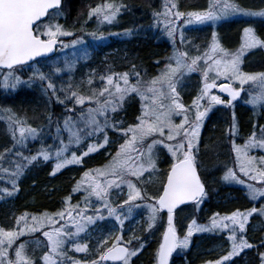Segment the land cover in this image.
<instances>
[{
	"label": "snow or ice",
	"instance_id": "6c2138e0",
	"mask_svg": "<svg viewBox=\"0 0 264 264\" xmlns=\"http://www.w3.org/2000/svg\"><path fill=\"white\" fill-rule=\"evenodd\" d=\"M121 7L123 6L104 3L93 7L87 15L89 18L94 15L102 17L100 23H111L120 13ZM60 8L61 0H0V68L8 70L0 81V87L15 89L20 84L31 85L39 80L43 85V91L46 94L50 92L57 103L73 104L71 108L65 107L62 121L60 119L53 121L51 115L48 117L49 125L53 123L56 125V136L53 139L58 141V146L45 147L42 144L41 148L30 156H24L18 149H25L30 141H36L41 136L42 129L27 124L26 120L19 118L11 109L4 110L13 144L12 148L0 153V164L6 156L15 155L17 159L9 161L13 165L11 171L0 166V171L10 177L11 184V190L0 189V194L3 197H11L18 192V181L34 162H48L55 158L56 163L50 173L53 176L68 165L81 164L83 157L97 152L108 144L107 130L111 129L119 133L124 138V142L119 145L115 155L103 167L85 171L72 191L84 193L83 201L86 206L90 205L91 198L95 197L107 211L108 216L114 217L121 225L124 219H121L119 212L127 206L128 212L131 213L133 207H140L137 201H151L143 205L149 212L148 229L154 227L159 214L166 210L167 228L162 234V242L156 251L157 264H169V258L173 252L178 248L187 249L194 233L224 232L225 230L228 233L226 239L230 248L226 255L215 261H207L206 264H225L240 256L245 250L257 247L248 241L246 232L251 217L254 215L264 217V204L259 208L252 207L244 211L236 209L223 216L220 213H214L209 218V223L204 225L198 224L193 218L187 224L183 238L178 236L174 226V212L179 206L188 203L198 210L207 196L198 171L200 165L197 152L201 127L213 105L231 106L232 101L245 91V85H253L255 87L249 92L248 102L253 107L264 108V72L247 73L241 70L245 53L258 48L264 49V39L258 37L253 28L246 27L243 29V43L240 48L230 53L220 46L216 40V33L213 32L208 49L202 55L190 58V62L186 52L174 50L164 70L151 80H143L141 73L135 71V65H133L132 73L112 72L100 76L102 86L89 88L88 94L85 95L73 91L71 85L67 89L57 88L51 75L45 74L39 68H33L32 75L27 81L16 74L18 66L22 70L29 61H34L36 57L51 52L57 43V37L73 35L72 32L64 30L59 23L52 22L55 17L61 15ZM175 9H177L176 3H166L163 13H154L158 22L163 15L165 30L173 41L177 33L176 21L182 17H186L185 24L206 22L215 24L222 16L231 14L264 17V9L246 11L232 0H209L206 11L185 13ZM42 18H47L50 22L43 23ZM91 35L95 36V33ZM100 38L103 39V36ZM180 40L181 43L184 42L182 31ZM81 42L80 39H76L72 41V45ZM63 47L68 46L63 45ZM201 61L205 65L202 70L203 86L191 105L186 106L181 102L177 85L181 83L186 73L196 71ZM60 71L59 68L55 69V72ZM210 73H214V77L210 76ZM92 75L89 74L88 85L93 83ZM130 76L134 78V83L130 81ZM220 77L239 84V88L232 87L231 83L219 85L222 91L229 94L231 99L228 101L211 94V90L217 87L215 80ZM210 79L212 82H209ZM58 93L63 95L64 99H61ZM132 95L139 97L141 112L136 117L137 123L124 127L123 121L116 120L113 114L122 110L126 99ZM205 100H207V107L201 111L203 107L201 102ZM86 104L89 106L84 107ZM77 106H80L79 111ZM193 111L194 118L190 119L188 114ZM177 116L182 117L178 124L174 122V117ZM253 129L244 143L237 145L235 143L237 127L233 113V122L227 134L231 138L239 173L255 183H246L245 180L240 179L233 168L226 169L222 180L244 185L248 199L259 201L264 199V155L253 156L250 152L252 150L264 152V125L254 124ZM62 133H67V143ZM101 135L102 142L89 143L87 150L80 155L76 152H72L70 157L65 155L70 145L80 146L85 139L98 138ZM158 145L167 149L174 162L167 170L166 179L161 182L157 194L146 196V189L138 187L137 184L151 182L152 174L158 171L154 153ZM145 174H147V180L144 179ZM257 184L262 186L257 187ZM124 186L127 187V199H124L118 207H112L109 201L111 191L122 192ZM67 199L70 200V197ZM103 220L105 216L101 208L94 209L93 215H87V208L82 209L79 205L66 208L54 215L23 213L15 218L13 227L7 229L0 227V264H105L106 261L130 264L131 258L137 256L143 248V244L137 248L131 247L133 241H139V238L135 236L126 242L122 235L100 239L93 252L95 259L77 260L68 255L69 251L88 253L89 245L78 243L77 240L81 233L87 232L90 225ZM69 222L71 227L66 226ZM53 225L57 226L53 227ZM46 226L49 230H44ZM72 228L75 230L73 231ZM37 233H41L46 239L35 237ZM22 237L31 239L21 240ZM30 246H32L31 254H29ZM259 247H264V239L261 240ZM37 251L42 254L36 256ZM258 258L259 264H264V252H258Z\"/></svg>",
	"mask_w": 264,
	"mask_h": 264
},
{
	"label": "trees",
	"instance_id": "16d2710c",
	"mask_svg": "<svg viewBox=\"0 0 264 264\" xmlns=\"http://www.w3.org/2000/svg\"><path fill=\"white\" fill-rule=\"evenodd\" d=\"M232 2L246 11L264 9V0H232ZM104 3H113L123 7H121L116 19L111 23L98 25L102 19L97 16H92L85 22L86 27L84 29L91 33L96 32L97 36H103L102 43L98 47L91 48L95 49V51L92 60L86 64L88 68L91 67V70L94 68L93 70L99 72V75L102 72L105 74L125 71L132 73V66L135 65V71L141 73L143 80H151L164 70L174 50L186 52L189 60L202 55L212 42L213 32L216 33V40L220 46L231 53L236 52L243 43V29L246 27L253 28L257 36L264 39V31L255 19L261 20L264 17L228 16L215 24L190 28L187 31V37L191 42L186 46L179 40L176 43L170 39L167 32L158 26V20L154 17V13H162L166 3H176L178 11L187 13L206 11L209 0H64L63 10L66 15H74L77 12L83 14L76 15V17L80 16L77 20L82 19L71 30L75 32L84 31L81 28L83 25H79V23L83 22L84 15H87L85 5L93 8ZM69 25L70 23L66 22L65 26ZM126 32L128 34H125ZM71 37L74 38L76 35ZM55 56L40 59L30 65L23 66L22 70L18 67L16 74L20 75L24 81H27L29 76L32 75L33 68H39L45 74L51 75L52 64L49 62ZM242 61V70L249 73L264 72V49L249 50L245 53ZM172 63L174 65V61ZM0 72H6V70H0ZM201 72L202 69L198 68V70L184 75L183 84L179 85L180 98L186 106L191 105L192 100L199 93ZM92 78L96 81L99 77L97 74H93ZM130 81L135 82L132 76H130ZM60 98L62 99V97ZM223 99L226 100V97H223ZM204 102H206L207 106V100ZM71 104L61 105L57 103L50 92L46 94L43 91V85L39 80L34 81L31 85L23 84L0 95V111L4 112L5 109H11L19 118L26 120L27 124L42 129V132H47L50 135L54 131L55 123L49 125V115L52 116L53 121L57 119L62 121L65 115V107H70L73 105ZM252 109L253 107L251 108L250 105L238 103L234 107L227 104L214 105L209 111L200 131L197 152V160L200 165L199 171L207 185V196L200 204L198 210L192 204H189L176 212L174 222L180 235L185 234L187 224L193 218L205 223L214 213L226 215L231 210L259 208L264 204L262 200L250 201L247 197V189L244 186L222 180L227 168L237 169L231 138L227 134L233 122V113L235 114L237 127L236 144H241L248 138L254 130V124L264 125L259 111H256L257 116L255 115L254 120L249 116ZM140 112L141 101L138 96L132 95L126 99L123 109L117 113L116 117L123 121L124 127H127L137 123L136 117L140 115ZM248 118H250L251 122L248 121ZM6 124L5 121L0 120V153L12 148L13 144L9 126ZM256 130L258 131V128ZM49 145L55 146L52 142H45L44 144L45 147ZM41 146L42 141L38 138L34 142L30 141L25 149L18 150L22 151L24 156H30L35 154ZM117 147V144L110 145L112 156ZM112 156H104L96 152L90 153L88 156L83 157L81 164L65 167L54 176L50 175L55 165L54 158L48 162H34L33 165L25 170V174L18 181V192L11 197H3L0 194V227L6 229L13 227L15 218L23 213L54 215L79 203L83 205L80 195L84 193H73L72 191L76 186V182L81 179L85 171L99 168L103 164L108 163ZM164 157H168L170 160L167 165L161 166V160ZM16 159L15 155L6 156L0 166L11 171L13 165L9 161H15ZM20 162L24 163L23 161ZM172 162L173 159L170 153L165 150H159L156 156V165L160 169V180L159 183H155L157 178H151V182L144 186L147 196H155L157 194V190L160 188L161 182L165 180L167 170ZM156 172L158 175V171ZM257 185L262 186L260 184ZM3 188L11 190L10 177L0 171V189ZM228 191L232 192L234 197L225 204L222 200L227 197L225 193ZM69 197L70 200L67 199ZM136 214H139V221L131 226ZM136 214L130 217L129 220H125L123 225L116 221L121 231L131 228L135 237L139 238L138 242L133 241L132 248H137L143 244L142 250L131 259L130 264H157L156 251L167 223V215L161 212L154 227L148 229V215L138 208H136ZM256 216L259 215L254 217ZM105 221L103 220V222ZM210 239L212 238H207L206 241H210ZM262 239H264V227L255 234L253 245L257 247L245 250L240 256L225 262V264H259L258 252H264V247H259ZM29 254H31V247L29 248ZM41 254L40 251L35 253L36 256ZM203 257L208 258L205 263L213 259L210 254H198L196 256L192 247L189 246L187 249H183L182 254H174L171 264H197L198 261H202Z\"/></svg>",
	"mask_w": 264,
	"mask_h": 264
},
{
	"label": "rangeland",
	"instance_id": "374dc122",
	"mask_svg": "<svg viewBox=\"0 0 264 264\" xmlns=\"http://www.w3.org/2000/svg\"><path fill=\"white\" fill-rule=\"evenodd\" d=\"M63 9L64 8L60 9L61 15L59 17H55L52 22L59 23L60 25L63 26L64 30L72 32L73 35H76V37L73 38V37H71L72 35L71 36H60L61 43H60V46L58 49V54L55 56V58L52 61L49 62L52 64V66H51L52 67L51 78H52L53 82L56 83L57 88L67 89L68 86L71 85L73 91H78L80 94L86 95V94H88L89 88H100L102 86L101 82H100V76L111 74V73L105 74L102 72L101 75H99L98 74L99 72H96V70H93L94 68H92V70H91V67L88 68V66L86 65L90 60H92V56H93V53L95 51V49H91V48L92 47H98V45L100 43H102V39L100 38V36H97L96 32H95V36H93V35H91L92 33L90 31L84 29L86 27L85 22L89 19L88 15H86V16L84 15L83 22L79 23V25H83V27H81V28L84 29V31H76V32L72 31L71 29L74 28L75 26H77L78 22L82 19L81 18L80 20H77L78 18H80V16L76 17V15L77 14L83 15V14L77 12L74 15H71V14L66 15V13ZM91 9L92 8H90L89 5H85V12L87 14ZM175 10H177V9H175ZM163 12H164V10L162 11V13ZM228 16L240 17V16H242V14H231ZM228 16H222L215 23L219 22L220 20H222ZM100 18L102 19V17H100ZM185 19H186V17H182L179 21H176L177 33H176V37H175V42L177 43V40L181 41L180 40V32L182 31L183 37H184L183 44L184 45L186 44V46H188L189 43L191 42V41H189V39L187 37V31L190 28L213 24L212 22H206L204 24H185L184 23ZM255 19H256V22L259 24V26L264 31V18L261 20H259L258 18H255ZM64 20H65V22H64ZM163 20H164L163 15H161V17L159 18V22H158L159 25L158 24L157 25L159 27H161V29L165 30V23L163 22ZM100 21H99L98 25H103V24L107 23V22L100 23ZM49 22L50 21L48 19H46L43 23H49ZM66 22L70 23V25L65 26ZM41 30H43V29H41ZM76 39H80L82 42L78 43L76 45H72V41L76 40ZM63 45H67L68 47H63ZM189 62H190V60H189ZM69 65H71L70 68H69ZM204 67H205V65L201 61V62H199L198 66H197V70H198V68H201L203 70ZM55 68L56 69L59 68V69H61V71L55 72ZM242 71L246 72L245 70H242ZM6 72H0V81L3 80V76ZM90 73L91 74H97V76L99 77V78H97L96 81L91 77L93 80L92 85L87 84V80L89 79ZM121 73H123V72H121ZM247 73H249V72H247ZM186 74H188V73H186ZM214 75H215L214 73H210V76L214 77ZM200 76H201V86H200V89H201L203 86V74H202V72H201ZM209 81L212 82L211 79ZM215 83L218 85L223 84V83H227V84L231 83L232 87L239 88V84L237 82H231L225 77H220L219 79H216ZM182 84H183V77L181 79V83L177 85V90L179 88V85H182ZM21 85H23V84H20L17 87H20ZM244 87H245V91H243L241 93V95L236 100L232 101L231 107H234L238 103L250 105L251 108L253 107V105H251L248 101L250 99L249 92L253 91L255 86L245 85ZM11 90H14V89H4L3 87H0V95L2 93H4L5 91H11ZM211 94L220 96V98L222 100H224L223 96L219 93L218 89L211 91ZM58 95H60V97H62V99H64L63 95H61L59 93H58ZM224 101H228V99L226 98V100H224ZM181 102H182V100H181ZM201 103L203 105V107L201 108V111H203L204 108H206L207 106H206V102L202 101ZM88 106L89 105L86 104L84 107H88ZM92 106H94V105H92ZM71 107H73V105L68 107V108H71ZM79 107L80 106H77V111H79ZM256 111L260 112V114L262 116V119H261L262 123H264V108H261L259 106L253 107V109L251 111L252 120L255 119ZM113 115H114L116 120H120L119 118L116 117L117 113L113 114ZM188 115H189L190 119H193L194 118V111L190 112ZM181 119H182V117H179V116L174 117V122L178 124ZM206 119H207V116L204 119L203 125H204ZM0 120L5 121L7 123L6 125H8V120L6 119V113H4L3 111H0ZM248 121L250 122V118H248ZM55 136H56V125H54V131L52 132L51 135L48 134L47 132H42L41 137H39V138L42 141L43 146H44L45 142H52L55 144V146H58V141L53 139V137H55ZM62 136H63L65 142L67 143V140H68L67 133H62ZM107 136H108V140H109L108 144H106L103 148H100L96 153H100L104 156H108V155L112 156L110 145L111 144H117V146H118L117 149H118L119 145L124 142V138L119 133H117L111 129L107 130ZM102 141H103L102 135L98 138L93 137L91 139H85L84 142L80 146H77L75 144L70 145L69 151L67 153H65V155L70 157L72 152H76L77 155H80L82 152L87 150V145L89 143H98V142H102ZM243 143L237 144V145H242ZM159 150H165L167 152V149L164 148L162 145L156 146V148L154 149L155 159H156V156H157V153L159 152ZM54 151H55V148H53V152ZM114 155H115V153H114ZM250 155H253V156L264 155V152H262L260 150H252L250 152ZM169 160L170 159L168 157L162 158L161 166L167 165L169 163ZM54 163H56L55 158H54ZM104 165L105 164H103L100 167H103ZM68 166H71V165H68ZM68 166H66V167H68ZM157 169H158V175H157V172L152 174L153 179L157 178L155 183H157V182L159 183V180H160V169L158 168V166H157ZM233 169L237 171L239 178L245 180L246 183L247 182L255 183V182L249 181L247 177L243 176V174H240L238 171V166H237V169H235V168H233ZM144 179L145 180L148 179L147 174H145ZM229 183L238 184L235 182H229ZM145 185H146L145 183H138L137 184L138 187H141L143 189H144ZM239 185H241V184H239ZM241 186H244V185H241ZM256 186L260 187L259 185H256ZM225 194L227 195V197H225V199L222 201H223V203L226 204L227 201L231 200L234 196H233L232 192H230V191H228ZM83 196H84V194L80 195V198L82 199V201H83ZM124 199H127V187L126 186L123 187L122 192L118 193L117 190L111 191L109 201H110V204L112 207H118ZM260 200H262V202L264 203V199H260ZM136 203L139 204L140 207H133L131 213L128 212L127 206H125L123 208V210L119 212L121 219H124V221L129 220L130 217H133L136 214V208L141 209L143 212H145L146 215H149L148 209L146 207H144L143 205L147 204V203H151V201L144 200V201H137ZM78 205L82 209L87 208V215H93L94 209L101 208L102 214L105 216L106 221L105 222L97 221V223L95 225H90L88 227V230L86 233L80 234V238L77 240V242L81 243V244H85V243L88 244L89 245L88 253H75L74 251H69L68 252L69 256H71L77 260L95 259L96 257H95V255H93V252L97 246V242L100 239H102L104 237L114 238L117 235H122L123 240L126 242L131 237L135 236L134 232L131 228H127L125 231H121L119 225L116 223V219L114 217L108 216L107 211L103 209L102 204L99 201H97L95 197L91 198V204L88 206L85 205L84 201H83V205L81 203H79ZM247 209H245V210H247ZM232 211H234V210H231L228 214H230ZM241 211H244V210H241ZM73 215H75V213H73ZM138 215L139 214H136V218H135V220L131 226L135 225L139 221ZM221 216H223V215H221ZM254 216L250 218V223L247 226V232H246V238L252 244L255 241L254 240L255 234L258 231H261V229L264 227V217H259V216L254 217ZM125 217H127V219H125ZM197 223L204 225V224H208L209 220L205 223L200 222V221H197ZM55 226H57V225H53V227H55ZM66 226L71 227V223L69 222ZM174 226L177 230L178 236L180 238H183L184 235L179 234L178 229L175 225V222H174ZM166 228H167V223H166L165 229ZM44 230H49V229L46 226ZM72 230L74 231L75 229L72 228ZM227 235H228V233L226 230L224 232L216 231V232L194 233L193 236L190 238L189 246L192 247V249L194 250V254L196 256L198 254H203V255L210 254L213 259H211L209 261H215L217 259H220V257H222L223 255H226L227 251L230 248V244L226 239ZM35 237H39L42 240L46 239V238L42 237L41 233L35 234ZM207 238H212V239H210V241H206ZM21 239L24 240V239H31V238L22 237ZM205 243H206V246H205ZM30 247H32V246H30ZM69 247H70V245H69ZM182 252H183V249L178 248L174 252V254L180 255V254H182ZM131 259H133V258H131ZM171 260H170L169 264H171ZM205 260H208V258L203 257L202 261L201 262L198 261L197 264L198 263L199 264H206Z\"/></svg>",
	"mask_w": 264,
	"mask_h": 264
},
{
	"label": "water",
	"instance_id": "95a60500",
	"mask_svg": "<svg viewBox=\"0 0 264 264\" xmlns=\"http://www.w3.org/2000/svg\"><path fill=\"white\" fill-rule=\"evenodd\" d=\"M61 3H62V0H61ZM43 19V18H42ZM57 43H58V39H57ZM57 43H56V45H57ZM56 45H54V47H53V50L51 51V52H49V53H46V54H44V55H42V56H40V57H36L35 58V60L36 59H38V58H41V57H47V56H50V55H53L54 53H55V50H56ZM31 62H33V61H29L28 63H31ZM220 91L222 92V93H224V94H226V95H228L229 96V94L227 93V92H224V91H222L221 89H220ZM229 98H230V96H229ZM231 99V98H230ZM202 180V179H201ZM205 189H206V187H205ZM189 204V203H188ZM187 205V204H186ZM181 206H184V205H181ZM181 206H179L178 208H180ZM177 208V209H178ZM176 209V210H177ZM164 211H166V210H164Z\"/></svg>",
	"mask_w": 264,
	"mask_h": 264
},
{
	"label": "bare ground",
	"instance_id": "6f19581e",
	"mask_svg": "<svg viewBox=\"0 0 264 264\" xmlns=\"http://www.w3.org/2000/svg\"><path fill=\"white\" fill-rule=\"evenodd\" d=\"M249 116L251 117V115L249 114ZM251 122V121H250Z\"/></svg>",
	"mask_w": 264,
	"mask_h": 264
}]
</instances>
